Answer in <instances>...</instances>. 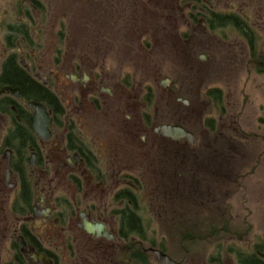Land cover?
Here are the masks:
<instances>
[{
    "label": "flooded vegetation",
    "instance_id": "obj_1",
    "mask_svg": "<svg viewBox=\"0 0 264 264\" xmlns=\"http://www.w3.org/2000/svg\"><path fill=\"white\" fill-rule=\"evenodd\" d=\"M202 1H191L179 17L186 28L211 29L218 16H237L196 4ZM170 2L153 0L146 12L120 9V34L169 28ZM136 13L140 19L130 21ZM243 20L253 55L255 31ZM24 54L10 53L0 71L13 59L24 76L0 83V198H12L15 219L12 230L0 231L7 256L0 264H162L163 257L173 264H264V221L256 219L263 203L245 200L246 213L234 212L242 155L191 147L196 133L188 120L205 102L194 100L195 89L184 93L168 78L141 86L129 75L116 84L87 57L64 61L58 52L47 66ZM164 126L192 138L169 135Z\"/></svg>",
    "mask_w": 264,
    "mask_h": 264
},
{
    "label": "rangeland",
    "instance_id": "obj_2",
    "mask_svg": "<svg viewBox=\"0 0 264 264\" xmlns=\"http://www.w3.org/2000/svg\"><path fill=\"white\" fill-rule=\"evenodd\" d=\"M152 1L0 0V71L10 53H26L29 61L48 66L56 62L60 52V60L64 61L74 56L78 57L76 61L90 58L91 68L105 69L116 84L122 76L129 75L130 82L134 78L135 84L139 82L141 86L160 85L168 78L181 86L184 93L195 89L199 98L194 100L205 102L198 109L199 113L195 112L188 120V127L196 133L191 147L225 149L237 155L239 152L242 157L235 163L239 167L236 173L244 185L237 193L239 205L234 212L246 213L245 200L252 201L258 208L262 203L264 206V0L196 3H208L220 13L237 14L248 20L256 37L253 55L245 37L233 28L190 29L182 25L179 17L186 15V7L194 0H169L168 16L173 17V23L167 29L144 25L135 29V36L128 27L120 34V9L133 13L151 11ZM179 9L184 10L183 14ZM134 16L129 20L140 19L139 14ZM144 17L147 19V15ZM20 24L30 28L24 35L25 43L14 37L13 32L10 35V27ZM153 33L158 38L156 44L149 37ZM180 43L187 46L182 48ZM120 49L125 52L124 56L120 55ZM56 81L54 77L52 85L55 86ZM211 90L220 91L219 103L214 100L211 103L208 98ZM60 99L66 106L69 104L66 96L60 94ZM156 106H164L161 98H157ZM209 120H213L214 128L208 126ZM110 199L111 196L105 197L107 201ZM11 210L12 198H0V231L13 229L15 219ZM256 219L258 224L264 221V208L259 209ZM0 250L4 261L7 256L3 242Z\"/></svg>",
    "mask_w": 264,
    "mask_h": 264
},
{
    "label": "trees",
    "instance_id": "obj_3",
    "mask_svg": "<svg viewBox=\"0 0 264 264\" xmlns=\"http://www.w3.org/2000/svg\"><path fill=\"white\" fill-rule=\"evenodd\" d=\"M217 19L219 21L218 22L219 24L217 26H213L211 28L212 30L230 26V28L235 29L240 34H242V36H244L245 38L249 36L248 35L249 28L247 27L246 22L240 16H235V15H231L229 17L218 16ZM20 25L21 26H17L13 28L10 27V31H11L10 35H13L12 32L15 35L14 37H18V38H20L22 35H27L30 30L29 26L26 24H20ZM10 35L8 37H10ZM262 73L264 74V70L262 71ZM23 79H24V76L22 75L18 67L14 64L13 59L9 60L8 63L4 65V71H3L2 76L0 77V83H2V85L6 83L11 84V82L13 83L21 82V80ZM208 96L212 98L216 102V104L219 103L221 99V93L218 90L209 91ZM208 126L210 128H214L213 120L212 122L210 120L208 121Z\"/></svg>",
    "mask_w": 264,
    "mask_h": 264
},
{
    "label": "water",
    "instance_id": "obj_4",
    "mask_svg": "<svg viewBox=\"0 0 264 264\" xmlns=\"http://www.w3.org/2000/svg\"><path fill=\"white\" fill-rule=\"evenodd\" d=\"M5 90H10V88H6ZM16 92H18V90H15ZM37 108H41L39 105H37ZM38 123L37 121L35 122V127L37 128ZM164 132L168 133L169 135H173V136H188L190 139L191 134H189L188 132L182 130L181 128H176V127H170V126H164L163 127ZM88 228H92L91 226H88ZM162 264H173L168 258H162L161 259Z\"/></svg>",
    "mask_w": 264,
    "mask_h": 264
}]
</instances>
